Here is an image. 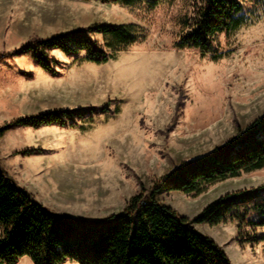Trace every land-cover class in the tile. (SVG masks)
<instances>
[{"label":"rangeland","instance_id":"rangeland-1","mask_svg":"<svg viewBox=\"0 0 264 264\" xmlns=\"http://www.w3.org/2000/svg\"><path fill=\"white\" fill-rule=\"evenodd\" d=\"M241 24L216 35L210 51L179 46L195 0H0V55L34 38L98 25L123 26L137 39L113 45L107 62L54 50L55 73L30 55L0 64V128L13 119L64 109L106 107L74 124L0 133V167L32 199L74 219L122 213L184 162L211 153L264 114V0H240ZM112 50V49H111ZM35 149V153H26ZM264 184V166L200 190L156 199L190 219L221 195ZM232 264H264V241L240 244L236 222L195 224ZM250 229L249 227L247 228ZM264 234V227L256 230ZM16 264H33L21 258ZM63 264H77L66 261Z\"/></svg>","mask_w":264,"mask_h":264},{"label":"trees","instance_id":"trees-1","mask_svg":"<svg viewBox=\"0 0 264 264\" xmlns=\"http://www.w3.org/2000/svg\"><path fill=\"white\" fill-rule=\"evenodd\" d=\"M101 1L130 5L139 0ZM147 2L154 6L159 0ZM194 8V14L183 20L187 31L180 38L181 47L210 51L217 34L229 32L242 22L240 0H195ZM97 35H108L116 44H130L137 39L123 26L98 25L34 38L11 55H30L36 65L50 73L56 72L58 64L54 50L65 56L84 53L86 60L104 63L115 49L100 43L94 38ZM11 55L1 54L0 64ZM108 110L93 106L24 116L5 123L0 133L25 126H66L74 124L76 117ZM35 152L29 149L26 153ZM263 166L264 114L211 153L174 168L149 195L133 196L122 213L99 220L74 219L50 211L0 167V264H16L23 257L33 264H63L68 260L77 264H232L226 252L194 225L236 222L241 245L264 241V234L256 233L264 227V184L227 192L192 219L160 203L156 195L163 190L195 192L217 179Z\"/></svg>","mask_w":264,"mask_h":264},{"label":"crops","instance_id":"crops-1","mask_svg":"<svg viewBox=\"0 0 264 264\" xmlns=\"http://www.w3.org/2000/svg\"><path fill=\"white\" fill-rule=\"evenodd\" d=\"M38 203V202H37ZM39 204H41V203H39ZM41 205H43V204H41ZM44 207H46L45 205H43ZM47 208V207H46ZM48 209V208H47ZM75 263V262H74Z\"/></svg>","mask_w":264,"mask_h":264}]
</instances>
